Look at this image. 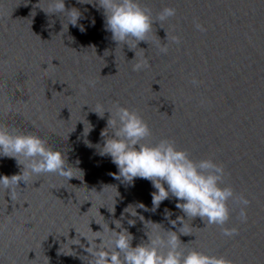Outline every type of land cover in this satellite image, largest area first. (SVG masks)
I'll use <instances>...</instances> for the list:
<instances>
[{
	"label": "water",
	"instance_id": "obj_1",
	"mask_svg": "<svg viewBox=\"0 0 264 264\" xmlns=\"http://www.w3.org/2000/svg\"><path fill=\"white\" fill-rule=\"evenodd\" d=\"M64 2L66 9L80 10L83 32L72 25L61 29L63 17L37 7L46 9V0H0V125L40 136L75 167L68 180L45 173L26 186L18 182L15 201L7 189L0 194V264H86L79 245H69L74 254H64L66 239L76 236L74 230L90 234L88 224L100 230L95 222L111 229L116 219L135 246L146 240L143 225L120 214L136 202L149 209H136L145 220L176 230L163 216L165 208L169 219L183 216L175 198L151 211L150 182L114 179L110 157L98 154L108 113L98 117L93 110L113 103L135 110L148 125L151 135L143 143L168 138L192 159L211 158L226 173L221 186L249 200L243 222L240 206L231 198L226 202L223 226L235 227L234 235L226 237L220 226L195 217L191 234L177 233L181 247L231 264H264V0H138L153 23L146 42L133 50L111 40L95 0ZM163 7L174 8L175 15L158 21ZM164 43L167 52L161 53L158 45ZM142 54L149 66L133 71ZM193 78L200 83L194 86ZM20 167L0 157V174H16ZM128 218L135 224L129 226Z\"/></svg>",
	"mask_w": 264,
	"mask_h": 264
},
{
	"label": "clouds",
	"instance_id": "obj_2",
	"mask_svg": "<svg viewBox=\"0 0 264 264\" xmlns=\"http://www.w3.org/2000/svg\"><path fill=\"white\" fill-rule=\"evenodd\" d=\"M38 2L39 0L35 5ZM46 3V9L37 7L45 14H58L63 17L61 29L66 31L68 25H72L78 27L81 32L85 30L82 24H78V20L83 18L79 9L76 7L66 9L64 0H46ZM77 3L93 5V0H77ZM94 6L102 9L104 28L110 32V38L116 45H127L133 50L138 48V42H146L145 36L152 29L153 20L148 11L141 8L138 0H95ZM175 11L174 8L163 7L157 13L156 20L164 21L174 16ZM90 23H94V20ZM194 27L204 31L199 23H195ZM61 29L60 31L64 32ZM171 40L175 43L178 37L173 36ZM158 47L161 53L167 52L166 43L159 44ZM148 66V59L142 54L141 58L133 63L132 70H143ZM190 82L194 86L200 83L195 78ZM88 85L93 87L95 82L88 81ZM93 112L98 117H103L105 112L108 113L106 125L99 133L103 143L97 144L96 147L99 155H107L115 165L117 171L110 175L128 185L132 184L134 178L148 180L154 189L150 193V210L155 212L163 200L175 198L174 207L179 209L183 216L177 215L175 219H169L171 213L165 208L164 219L176 229L166 230L162 223L151 219L145 220L136 211L137 208L149 210L142 202L129 204L122 210L121 218H124V213H128L129 217L138 219L143 225L146 240L132 246V234L121 227L118 219L112 221L114 227L111 229L107 223L101 226L95 222L100 230H91L89 224L90 234L77 233L74 230L76 236L66 239L68 250L64 254H74L69 245H79L86 253L84 255L87 258L86 264H231V261L223 256L184 249L177 234H191L193 227H190L189 221L199 217L204 225L220 226V232L224 236L234 235L237 232L235 227L223 226L229 217L226 203L229 198L240 206L238 212L240 221L247 219L246 206L249 200L243 195L235 194L231 186H221L226 175L223 166L211 158L198 160L190 158L186 150L177 148L168 138H161L155 144L143 143L144 138L149 137L151 133L148 125L135 110L113 103L111 108L97 104ZM90 130L91 125L88 124L86 129L83 127V134L86 136ZM85 144L91 146L86 140ZM0 157L13 158L15 163L21 166L16 174H0V194L4 197L7 189L10 201L17 199L18 182H23L26 186L35 180L33 178L45 173H55L66 180L74 177L72 168L75 167L67 163L64 151L48 147L45 140L36 134L21 132L3 125H0ZM118 195L115 189V194L110 197L113 201L111 212L114 211V197ZM135 222L134 219H127L129 226ZM80 237L85 243L80 242Z\"/></svg>",
	"mask_w": 264,
	"mask_h": 264
}]
</instances>
